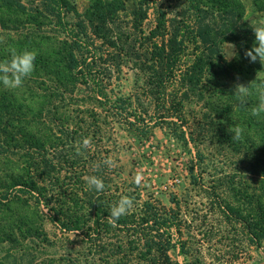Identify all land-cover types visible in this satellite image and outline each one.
Listing matches in <instances>:
<instances>
[{"label":"rangeland","instance_id":"rangeland-1","mask_svg":"<svg viewBox=\"0 0 264 264\" xmlns=\"http://www.w3.org/2000/svg\"><path fill=\"white\" fill-rule=\"evenodd\" d=\"M239 1L252 38L222 44L221 76L211 67L213 75L194 87H169L170 96L182 94L180 123L159 120L169 105L147 94L139 68L157 23H165L167 37L179 22L193 27L192 8L205 1L68 0L74 12L59 21L41 0H0V62L13 51L36 53L21 87L0 85V264L264 260V112L252 114L264 65L245 56L255 43L251 26L264 20V0ZM96 3L117 11L92 47L93 83L62 63L74 23L88 27ZM185 44L180 66L196 54ZM238 85L249 86L243 100ZM126 98L136 116L146 115L145 136L119 114ZM89 176L104 182L103 191L88 186ZM123 196L134 207L113 223L111 208Z\"/></svg>","mask_w":264,"mask_h":264},{"label":"trees","instance_id":"trees-1","mask_svg":"<svg viewBox=\"0 0 264 264\" xmlns=\"http://www.w3.org/2000/svg\"><path fill=\"white\" fill-rule=\"evenodd\" d=\"M41 1L44 4V9L51 15H56L59 21H61V16L74 12L68 0ZM203 1L206 4L203 2L200 4L203 3L206 7H199V5L192 8L195 17L194 21H192L193 27L185 21L179 22V27L167 37L165 23L160 24L158 22L155 31L152 30L148 36L150 47H148L147 53L143 54L147 60L143 61V65L139 70L145 73V83L148 87L147 94L155 97L156 103L159 104L160 101H165L169 105L165 106L166 116L159 117L161 121L169 118L177 121L181 120V111L183 109L182 94L178 96V93H176L170 96V91L168 90L170 86L182 87L183 85H188L194 87L202 82L205 74L208 76L213 75L211 67L215 68L216 76H221V72H224L222 67L224 63L221 56L222 44L226 41L235 42L237 38L246 42L252 38L250 28L243 21L244 9L239 0ZM208 4L210 7H208ZM19 7L21 6L19 5ZM116 11L117 8H113L111 5L96 3L91 15L87 16L88 27L82 21L77 24L74 23L75 32L72 35V40H70L72 43L70 53L65 56L64 60L62 59L65 61V64L62 63L65 69L82 77L89 76L88 80L95 83V66H91L88 59H97L95 55L96 48H92L94 41L96 39L102 40L105 25L113 20L112 14ZM170 27L173 28L172 23ZM188 33L190 38L187 37ZM156 39L160 40L156 41ZM186 41L195 45L196 54L193 55L191 65L184 64V66H180L182 57L186 56ZM111 44L113 43L111 42ZM106 71L109 74V71L112 70L108 67ZM98 93L101 96H105L102 91ZM107 98L105 96L104 99L109 103L110 101ZM117 101H120V98L113 102L119 104ZM130 105V99L126 98L123 106H116H118L117 109H119L120 115L122 111L125 113L130 129L140 136H145L147 133V126L143 121L145 114L140 113V115L136 116L135 112L131 111ZM225 107L229 112L232 111V107L229 104H225ZM180 123L182 122L180 121ZM157 247L160 248L158 245ZM164 258L166 261L162 260L156 263L169 264L170 261L167 257ZM170 264L176 263L171 262Z\"/></svg>","mask_w":264,"mask_h":264},{"label":"clouds","instance_id":"clouds-1","mask_svg":"<svg viewBox=\"0 0 264 264\" xmlns=\"http://www.w3.org/2000/svg\"><path fill=\"white\" fill-rule=\"evenodd\" d=\"M254 33L255 43L252 48L245 52V56L250 62L255 63L259 61L264 65V20L258 21L256 24L251 26ZM231 45V50L234 55L236 53L233 51L234 45ZM229 57V58H230ZM36 53L34 51L22 50L20 52L13 51L11 59L0 62V85L7 89H17L22 86L25 78L31 75L35 67ZM260 88H264V81L259 85ZM235 94L241 97L243 100L249 95V86L238 85L235 88ZM261 112H264V91L260 93V99L258 106L253 110V115L258 116ZM242 135V129L236 128L233 132V139L239 140ZM84 144L87 145L88 141L85 140ZM111 163V161H108ZM142 177L137 174L135 177V183L139 184ZM86 182L88 186L97 192L103 191L105 185L104 182L96 177L89 176L86 177ZM134 207L133 199L131 197L123 196L121 197L115 205L111 208V219L115 223L120 217L127 215Z\"/></svg>","mask_w":264,"mask_h":264},{"label":"water","instance_id":"water-1","mask_svg":"<svg viewBox=\"0 0 264 264\" xmlns=\"http://www.w3.org/2000/svg\"><path fill=\"white\" fill-rule=\"evenodd\" d=\"M258 264H264V260H262L261 262H259Z\"/></svg>","mask_w":264,"mask_h":264}]
</instances>
